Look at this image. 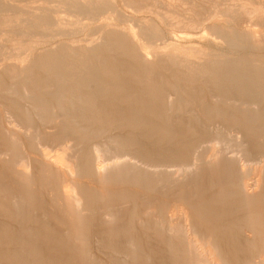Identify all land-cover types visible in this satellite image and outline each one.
<instances>
[{"label":"bare ground","instance_id":"obj_1","mask_svg":"<svg viewBox=\"0 0 264 264\" xmlns=\"http://www.w3.org/2000/svg\"><path fill=\"white\" fill-rule=\"evenodd\" d=\"M61 4L0 0V264H264V5Z\"/></svg>","mask_w":264,"mask_h":264},{"label":"rangeland","instance_id":"obj_2","mask_svg":"<svg viewBox=\"0 0 264 264\" xmlns=\"http://www.w3.org/2000/svg\"><path fill=\"white\" fill-rule=\"evenodd\" d=\"M195 1H196V3L202 4L203 7H205L206 5H209L211 3V0H195ZM241 1H244V0H241ZM248 1L250 2L251 5H256V4L264 5V0H248ZM10 2L17 4V5L25 6V7H32L34 4H40V10L39 11L32 10V9L29 11L34 12V13H36V15H39L41 17L45 16L46 14L50 15L51 10L52 11H58V12H63L65 10L63 8V5L61 4V0H10ZM188 8L190 9V5H188V7L185 6L179 10V12L182 13L185 18L189 17L188 12H184V9L187 10ZM29 14H31V13H29ZM55 14L58 15V13H56V12H55ZM28 15H22L16 11H14L10 7H7V8L2 9V13L0 14V20L3 17H7L9 19L15 20L16 18H19V16L23 17V19L26 20L30 17ZM62 17H64L63 14L58 15V19L62 18ZM222 19H224V18L218 17V19L216 20V23L220 22V20H222ZM122 20L123 19L120 18L119 21H122ZM68 29H75V28L70 27ZM1 30H3V29H1ZM42 32H44V31H42ZM207 33L209 35V33H213V32L208 31ZM207 33L206 34L201 33L199 35V37H197L192 43H190V44L187 43L184 45L195 47V48L200 49L204 52H209L210 54H214V55L215 54H222V52L225 51V48H226L225 41L221 40V39L214 38V37L210 38L207 36ZM10 35L11 34L3 35V36H0V38L5 39V38L9 37ZM207 43H208V45H207ZM97 44H99V43H97ZM210 44L212 47L209 46ZM214 44L216 45V48H214L215 47ZM207 46L209 47L208 50H207ZM215 60L220 61L222 59H219V57H218ZM149 62H153V64H156L158 61L152 56V59ZM162 72L164 73V76L170 81V83L178 86L179 89L181 88L184 92H187V93L192 92V94H195V93L198 94L201 91L200 95H202L204 92H206L209 89L208 88L209 83L205 79L198 78V77L192 78V77H189V75H187V74H185V75L179 74L177 77H173L174 72L172 73V72H167V71H163V70H162ZM167 91H171V88H168ZM183 91H182V93H183ZM169 115L171 116V112L168 113V116ZM182 119L186 120L187 118L185 116H183ZM174 121H176V120H174Z\"/></svg>","mask_w":264,"mask_h":264}]
</instances>
